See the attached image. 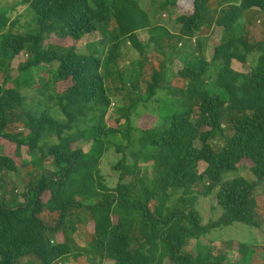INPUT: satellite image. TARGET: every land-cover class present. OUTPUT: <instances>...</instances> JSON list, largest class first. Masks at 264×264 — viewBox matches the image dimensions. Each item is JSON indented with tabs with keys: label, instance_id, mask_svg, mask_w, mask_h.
Listing matches in <instances>:
<instances>
[{
	"label": "trees",
	"instance_id": "16d2710c",
	"mask_svg": "<svg viewBox=\"0 0 264 264\" xmlns=\"http://www.w3.org/2000/svg\"><path fill=\"white\" fill-rule=\"evenodd\" d=\"M158 1L161 11L179 2ZM15 3L33 12L37 28L15 33L18 19L0 12V70L28 55L17 66L18 75L4 72L0 84V140L14 145L13 155H0V178L19 170L32 176V164L38 180L25 185L22 204H0V264H87L84 254L65 240L81 234L77 225L83 215L92 226L84 231L86 252L109 263L230 264L227 254L212 253L199 239L234 224L257 232L264 228V39L249 41L248 32L251 19L256 15L258 23L259 13L264 15V0H192V13L176 17L177 34L152 24L137 0ZM212 25L222 33L207 60L202 30ZM141 32L146 41L140 40ZM95 35L99 39L87 44L85 53L78 52L77 43ZM197 35L198 56L186 58L169 81L167 64L179 56L178 45ZM50 39L71 45L63 49L47 44ZM126 46L138 59L121 69ZM151 48L165 59L152 61ZM250 57L255 61L247 73L234 70L233 63L246 65ZM52 63H58L52 82L61 120L49 115L47 105L41 113L25 109L21 94L23 87L34 85L25 75ZM116 95L122 105L116 118L107 121ZM15 108L24 116L25 135L8 132ZM143 114L156 125L134 126L133 119ZM217 139L222 146L213 144ZM81 142H89L86 152L77 147ZM22 147L39 157L31 164L22 160ZM110 147L121 157L113 167L119 172L114 189L100 169ZM47 159H52L51 169L42 170ZM243 160L252 164L250 177L225 180ZM200 163L206 164L203 173ZM199 183L204 184L200 196L215 192L222 211L207 224L193 190ZM190 241L196 242L195 251L185 252ZM226 246L238 250L233 264H248L255 257V247L231 241Z\"/></svg>",
	"mask_w": 264,
	"mask_h": 264
},
{
	"label": "rangeland",
	"instance_id": "374dc122",
	"mask_svg": "<svg viewBox=\"0 0 264 264\" xmlns=\"http://www.w3.org/2000/svg\"><path fill=\"white\" fill-rule=\"evenodd\" d=\"M16 0H0V12H6V14L11 18H17L18 23L15 26L13 32H17L16 30H19L21 32H27L32 33L37 28L36 22H35V16L32 11L29 9L27 10L26 7L23 6H17L15 3ZM139 2V5L142 9L146 10V12L149 14L151 23L154 25H164L170 33L177 34L180 30V26L176 22V17L180 14H190L192 13V0H179L177 8H174L172 10L167 11H161L159 8V1L158 0H137ZM15 10V11H13ZM259 17H261L260 22H256L257 16L255 15L254 18L251 19V25L248 28L249 32V41L257 42L264 39V15L262 13H259ZM221 28H217L215 26H211L209 29H203L202 35L207 38L204 41L205 49H204V56L207 60H211L212 53L214 47H216L219 44L220 38H221ZM199 37L197 35L195 38L186 41V43L182 45H178V48L181 49V52L177 58H175L171 63L167 64V69L170 71L169 78L171 79L176 77V73H178L183 68V62L185 59L189 58L192 59L193 56H198L197 51V44L196 39ZM139 38L141 41L147 40V34L144 32L139 33ZM99 39L98 35L95 36H87L84 37L79 43H77L76 48L78 52L85 53L86 52V45L90 44L92 42H95ZM186 40V39H184ZM52 44L55 46L63 47V49H67L71 42L69 40H54L50 39L47 44ZM183 43V42H182ZM123 57L119 62V67L121 69H127L130 67V65L135 62L138 59L137 53L130 48V46H126L122 48ZM154 53L153 49L151 48L149 50V57L152 61L157 60H163L165 59L160 55ZM28 59V55L21 54L18 58L13 59L9 65L6 63L5 65V74H9L12 76V78H15L18 75L17 66L20 63H24ZM255 61L254 57H250L248 64L246 65H240L238 63H233V68L235 71H239L241 73H247L249 70V66L252 65V62ZM58 67V63H52L50 66H42L37 69L31 70L29 73L25 75V79L33 82L34 85L32 87H23L21 89V94L24 95L26 102L24 103L25 109H32L35 112L41 113L43 110H45V105H47V109L49 112V115L56 119L61 120L63 116L60 114L59 109L54 104V92H53V82H52V73L54 70H56ZM4 72L0 70V84L2 83V80L4 79ZM212 81V80H209ZM47 83V84H46ZM44 84L47 86V89L44 91L42 87ZM209 85V83H208ZM211 85V83H210ZM41 92L42 94L38 95V92ZM216 91V92H215ZM215 92L219 96H221V92L215 89L211 90V93L213 94ZM50 97H52V100H49ZM121 97L120 95H116L115 97L111 98L112 103H114V106L111 107V110L108 111V115L106 120L111 121L114 118H116V112L117 108L122 105V102H120ZM156 107L155 104H152ZM10 127L8 129L9 133L16 134L21 133L25 135L27 133V130L24 128V116L21 112L20 108H15L10 112ZM133 125L139 128H149L156 125V121L153 117H150L148 114H143L141 117L137 119H133ZM227 125V124H226ZM232 134V131L226 132L227 136H230ZM52 142L56 143V139L52 138ZM116 143H120L121 140L119 138H116L113 140ZM214 145H223V142L219 139H217L216 142H213ZM78 148H81L84 152H86L89 149V142H81L77 144ZM1 154H7V155H13L14 154V145L10 144L6 141L0 140V155ZM22 160L31 162L36 160V157H31L27 153V148L22 147L21 151ZM121 157L115 152L113 147H110L108 151L106 152L105 156L103 157L100 165L101 169V175L105 180L106 185L108 188L114 189L116 188L118 182H119V172L115 171L113 169L116 162ZM51 163L52 159H47L42 162V170H50L51 169ZM37 167V166H36ZM252 167L251 162L248 160H243L240 162L238 166V171L234 174H230L226 176L225 180H231L234 178L239 177H250V168ZM206 169L205 163H200L198 165V171L199 173H203V171ZM29 170L33 171L32 176H26L25 172L22 170H19L16 174H3L0 178V204L4 203L9 206H12L13 204H22L24 202V190L25 185L31 181L35 180L38 176V171L35 170V167L32 166V164L29 167ZM38 180V178H37ZM195 194L198 197L197 202V210L199 211L200 215L203 218L204 224L209 223L210 221L217 220L221 214L222 211L217 207L216 200H215V192L210 195L207 198H203L200 196V193L204 191V184L199 183L194 186L193 188ZM82 216V215H81ZM85 216V215H83ZM83 216L80 218L81 220H78L82 224H78L77 227H81L83 229L79 230L81 234L70 236L66 235L65 240L69 241L71 244V247L74 248L75 252H80L84 254V259L87 264H112L109 263V261H106L104 259H101L99 256L93 254L90 252V250H87L86 247L89 245V242H87L84 231L87 229L91 230V224L87 216L83 218ZM61 238V236H58V239ZM233 244V246H236L237 243L244 244L249 247H255V257L252 259H248V264H264V228L260 231H255L251 228H248L245 225L242 224H234L232 226L222 228L217 231L210 232V234L203 236L199 239V244L208 247L212 253L217 252H224L227 254L228 260L230 264H233L238 261V250L235 248H228L226 244L230 242ZM54 242L56 243L57 240L55 239ZM196 248V242L190 241L187 246L185 247V252H193ZM260 248V249H259ZM87 259L89 261H87ZM68 263V262H67ZM164 264H169L168 262H165Z\"/></svg>",
	"mask_w": 264,
	"mask_h": 264
},
{
	"label": "built area",
	"instance_id": "2783aa9c",
	"mask_svg": "<svg viewBox=\"0 0 264 264\" xmlns=\"http://www.w3.org/2000/svg\"><path fill=\"white\" fill-rule=\"evenodd\" d=\"M113 106H114V103L111 104V107H113Z\"/></svg>",
	"mask_w": 264,
	"mask_h": 264
},
{
	"label": "crops",
	"instance_id": "0c3cea01",
	"mask_svg": "<svg viewBox=\"0 0 264 264\" xmlns=\"http://www.w3.org/2000/svg\"><path fill=\"white\" fill-rule=\"evenodd\" d=\"M159 25H161V24H159ZM161 26H164V25H161Z\"/></svg>",
	"mask_w": 264,
	"mask_h": 264
}]
</instances>
